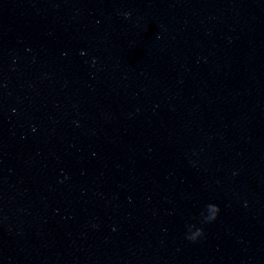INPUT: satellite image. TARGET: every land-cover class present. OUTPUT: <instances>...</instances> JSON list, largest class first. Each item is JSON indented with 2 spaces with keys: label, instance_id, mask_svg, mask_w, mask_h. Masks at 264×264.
Instances as JSON below:
<instances>
[{
  "label": "clouds",
  "instance_id": "9594fccd",
  "mask_svg": "<svg viewBox=\"0 0 264 264\" xmlns=\"http://www.w3.org/2000/svg\"><path fill=\"white\" fill-rule=\"evenodd\" d=\"M215 206H216V205H215ZM216 208H217V211L219 212V208H218V206H216ZM215 218H216V217H215ZM215 218H214V219H215ZM202 234H203V230H202V229H199L197 235H195V236H189L188 238L191 239V240H195L197 237L201 236Z\"/></svg>",
  "mask_w": 264,
  "mask_h": 264
}]
</instances>
